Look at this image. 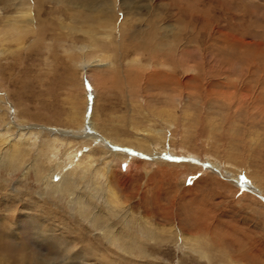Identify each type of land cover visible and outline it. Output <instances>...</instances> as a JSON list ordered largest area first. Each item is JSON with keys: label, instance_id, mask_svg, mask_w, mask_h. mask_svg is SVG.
Instances as JSON below:
<instances>
[{"label": "rangeland", "instance_id": "374dc122", "mask_svg": "<svg viewBox=\"0 0 264 264\" xmlns=\"http://www.w3.org/2000/svg\"><path fill=\"white\" fill-rule=\"evenodd\" d=\"M2 137L0 264H264V0H0Z\"/></svg>", "mask_w": 264, "mask_h": 264}, {"label": "bare ground", "instance_id": "6f19581e", "mask_svg": "<svg viewBox=\"0 0 264 264\" xmlns=\"http://www.w3.org/2000/svg\"><path fill=\"white\" fill-rule=\"evenodd\" d=\"M68 6V5H67ZM134 14V13H133ZM106 17L107 18H109L110 17V15H106ZM7 26V25H6ZM101 64V63H100ZM103 65H106L107 66V63H104ZM179 80V79H178ZM261 108V107H260ZM261 117V116H260ZM163 122V121H162ZM164 123V122H163ZM162 124V123H161ZM90 127H91V125H90ZM10 129H11V127L10 126H7V128L5 129L6 130V132H9L10 131ZM91 132V131H90ZM153 132V131H152ZM153 133H155V132H153ZM161 133H163V131L161 132ZM148 137V136H147ZM151 137V136H150ZM149 137V138H150ZM0 141H1V147H4V148H7V149H13V148H15L14 146H15V144L12 142H9V141H7V138H5V137H2L1 139H0ZM147 143H148V141H147ZM54 146V145H53ZM116 146H111V148H115ZM118 150V149H117ZM155 151V150H154ZM14 152V151H13ZM164 154V153H163ZM163 154H162V156H161V154H156V153H154L153 154V156H154V158H158V159H165V161H168V162H170V164H172V163H175L176 162V160L173 158V156H172V158H167L166 156H163ZM12 156V154L10 155L9 154V157H11ZM150 156V155H149ZM170 156V155H169ZM88 158H90V157H88ZM148 158V157H147ZM160 161H162V160H160ZM155 162V161H154ZM158 162V161H157ZM156 162V163H157ZM164 162V161H163ZM160 163V162H159ZM161 165V164H160ZM164 165V164H163ZM198 165H200V164H198ZM210 165V167L209 168H212V169H214L215 168V164L214 163H210L209 164ZM27 170V169H26ZM107 172V171H106ZM105 172V174H103V176H104V178H105V184L107 185L106 187H108V190H107V200H106V202L108 203V204H113L112 202H110V200L111 199H108V198H111V197H113L114 198V196H115V194H114V191H113V189L111 188V186L109 185V181H107V178H108V176L109 175H107V173ZM233 176H235L236 177V179H240V178H238V176H236V175H234L233 174ZM235 177H233L234 179H235ZM233 180V179H232ZM242 180V179H241ZM243 183V185L246 183L245 181L244 182H242ZM252 183V182H251ZM253 184V183H252ZM260 191V193H263L264 194V191L262 190H259ZM258 191V192H259ZM116 198V197H115ZM115 202V201H114ZM114 205V204H113ZM115 206V210H116V213H118V211H119V209H118V207H117V205H114ZM118 209V210H117Z\"/></svg>", "mask_w": 264, "mask_h": 264}]
</instances>
